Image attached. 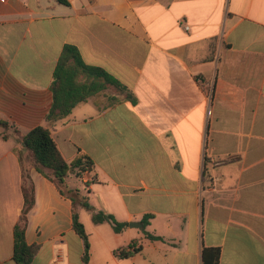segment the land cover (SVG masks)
<instances>
[{"label":"crops","instance_id":"0c3cea01","mask_svg":"<svg viewBox=\"0 0 264 264\" xmlns=\"http://www.w3.org/2000/svg\"><path fill=\"white\" fill-rule=\"evenodd\" d=\"M67 1L0 0V119L22 133L45 123L67 45L120 83H103L53 131L67 162L82 151L95 164L71 186L128 224L119 235L89 225L88 264H203L205 248L221 250L219 264H264V0ZM7 134L0 129V264H16L19 155L29 153L12 127ZM31 177L32 264H86L72 201L37 169ZM146 215L164 241L130 226ZM131 244L141 252L116 256Z\"/></svg>","mask_w":264,"mask_h":264},{"label":"trees","instance_id":"16d2710c","mask_svg":"<svg viewBox=\"0 0 264 264\" xmlns=\"http://www.w3.org/2000/svg\"><path fill=\"white\" fill-rule=\"evenodd\" d=\"M61 4L68 5L67 0H57ZM113 85L121 89V85L106 71L85 64L79 50L71 45L65 46L62 55L54 72V79L51 85L53 93L52 105L46 113L44 124L27 133H22L17 127L9 122L0 119L2 139L7 140L8 130L12 127L22 146L28 151L29 156L19 155L23 170L24 208L21 218L14 231V261L16 264H32L38 253L39 247L29 245L26 241L28 225V214L35 205V187L31 177V169L35 168L44 177L49 179L57 187L64 197L73 203V225L77 234L85 244V262L88 264L90 256V240L84 225L81 223L77 212L78 205L92 213V221L99 225L109 223L116 233H122L128 226L127 223L119 222L114 215L108 211L96 212L90 204L89 192L85 189L73 188L70 184V177L82 178L84 173H92L95 169L94 161L85 153L80 151L77 158L67 162L61 154L57 143L53 140V131L56 124L69 117L77 105L86 103L95 95L99 94L105 85ZM71 116V115H70ZM150 215L142 218L144 227L150 224ZM146 238L152 241L163 239L146 233ZM133 252L128 253L126 249L117 251L115 254L121 259L129 257L133 253H139L142 247L131 244ZM221 250L205 248L203 250V264H219Z\"/></svg>","mask_w":264,"mask_h":264},{"label":"rangeland","instance_id":"374dc122","mask_svg":"<svg viewBox=\"0 0 264 264\" xmlns=\"http://www.w3.org/2000/svg\"><path fill=\"white\" fill-rule=\"evenodd\" d=\"M88 196H90V195H88ZM90 204H91V202H90ZM92 206V205H91ZM77 212H78V214H79V218H80V221H81V223L84 225V228H85V231H86V233L87 234H90L89 233V231H90V227H88L89 225H91L92 227H95V225H97V224H95L94 222H92L91 221V216H92V213L90 212V211H88V210H86V209H84L82 206H80V205H78V207H77ZM97 213L98 212H100V210H98V211H96ZM84 221H86L87 222V227H86V225L84 224ZM100 225V224H99ZM151 226L150 225H147L146 227H144L143 226V228H141V229H138V232L139 233H143V234H145V236H146V233H149V232H151L152 231V228H150ZM148 231V232H147ZM120 234V233H119ZM118 234V235H119ZM166 236L167 237H169V235L166 233ZM166 237V238H167ZM163 240L162 241H164V238L163 237H161Z\"/></svg>","mask_w":264,"mask_h":264},{"label":"built area","instance_id":"2783aa9c","mask_svg":"<svg viewBox=\"0 0 264 264\" xmlns=\"http://www.w3.org/2000/svg\"><path fill=\"white\" fill-rule=\"evenodd\" d=\"M207 90H208L207 92H208V94H209V101H210L211 98H212V92H211V91H213V90H212V87L209 86ZM207 114H208L209 117H211V115H212V109H211L210 105H209V108H208V112H207Z\"/></svg>","mask_w":264,"mask_h":264},{"label":"water","instance_id":"95a60500","mask_svg":"<svg viewBox=\"0 0 264 264\" xmlns=\"http://www.w3.org/2000/svg\"><path fill=\"white\" fill-rule=\"evenodd\" d=\"M130 226L132 228H142L143 224H141V223H131Z\"/></svg>","mask_w":264,"mask_h":264}]
</instances>
